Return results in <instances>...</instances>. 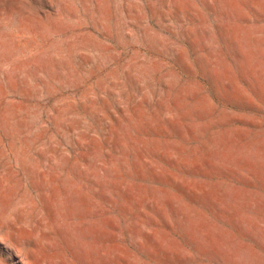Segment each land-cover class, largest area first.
Returning a JSON list of instances; mask_svg holds the SVG:
<instances>
[{
    "label": "rangeland",
    "instance_id": "obj_1",
    "mask_svg": "<svg viewBox=\"0 0 264 264\" xmlns=\"http://www.w3.org/2000/svg\"><path fill=\"white\" fill-rule=\"evenodd\" d=\"M0 264H264V0H0Z\"/></svg>",
    "mask_w": 264,
    "mask_h": 264
}]
</instances>
